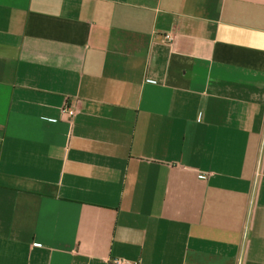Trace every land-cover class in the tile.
<instances>
[{"label": "crops", "instance_id": "crops-1", "mask_svg": "<svg viewBox=\"0 0 264 264\" xmlns=\"http://www.w3.org/2000/svg\"><path fill=\"white\" fill-rule=\"evenodd\" d=\"M116 260L264 264V0H0V264Z\"/></svg>", "mask_w": 264, "mask_h": 264}, {"label": "built area", "instance_id": "built-area-1", "mask_svg": "<svg viewBox=\"0 0 264 264\" xmlns=\"http://www.w3.org/2000/svg\"><path fill=\"white\" fill-rule=\"evenodd\" d=\"M161 40L165 43H171L173 41V35L166 34L161 37ZM61 111L63 115H66L68 117H73L75 115V111L71 109L67 104L62 107ZM115 264H124V262L121 260H116Z\"/></svg>", "mask_w": 264, "mask_h": 264}]
</instances>
